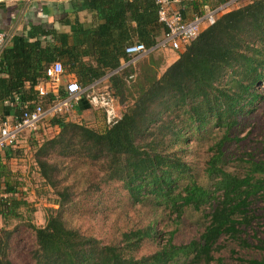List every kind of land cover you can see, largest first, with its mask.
I'll return each mask as SVG.
<instances>
[{
	"label": "trees",
	"instance_id": "1",
	"mask_svg": "<svg viewBox=\"0 0 264 264\" xmlns=\"http://www.w3.org/2000/svg\"><path fill=\"white\" fill-rule=\"evenodd\" d=\"M224 5L161 75L143 60L114 73L133 39L150 50L164 36L153 0H75L74 17L63 13L59 19L68 34L30 24L2 52L0 107L13 122L36 106L48 108L53 96H39L36 87L47 82L45 71L56 62L81 88L97 83L125 107L115 125L104 119V130L95 131L65 121L88 108L104 117L82 100L30 132L60 130L38 147L34 162L58 206L49 209L44 226H30L36 264H264V237L255 228L264 221V115L254 113L264 101V0H198L182 3L179 11L186 18L187 8L202 15ZM79 12L97 24L86 26ZM23 134L3 153L21 155L16 147ZM55 150L62 163L49 161ZM71 162L98 167L103 175L95 190L119 184L122 205L149 207L147 220L106 244L68 226L65 212L75 206V194L62 184L66 176L59 177ZM8 169L0 162L3 222L20 218L27 205ZM12 235L0 229V264H12Z\"/></svg>",
	"mask_w": 264,
	"mask_h": 264
},
{
	"label": "rangeland",
	"instance_id": "2",
	"mask_svg": "<svg viewBox=\"0 0 264 264\" xmlns=\"http://www.w3.org/2000/svg\"><path fill=\"white\" fill-rule=\"evenodd\" d=\"M177 56L178 51L161 48L160 51L143 61L145 63L150 62L154 67H159L157 72L158 75H161L175 61ZM124 109L125 107H121L120 113H123ZM254 113L259 116L264 115V101L258 104ZM65 119L67 122H75L95 131L104 130V117L101 112L96 110L84 113L82 116L69 113ZM59 132L58 128L48 126L40 128L34 134L25 132L23 139L19 141V143L21 142L19 146L24 147L20 161L8 164V170L12 171V180L17 184L19 191L17 196L27 204L21 207L20 218L11 219L7 222H3L0 218V229L6 228L13 232L11 244L7 250L8 258L12 264H36L32 259V253L35 249V234L30 226H44L49 209H57L58 207L55 204L54 190L44 184L34 162L38 147L56 138ZM256 134H253L252 137H256ZM257 139L260 140L261 137L258 136ZM49 157L50 162L62 163L64 161L56 150ZM89 165L93 164L71 162L68 172L62 171L59 177L60 180H63L66 176L62 184L72 186L75 194L73 200L76 202L75 206L70 208L69 213L65 212L64 219L68 226H74L106 244L114 240L117 234L120 235L131 229L136 223L147 220L150 208L137 204L131 206L130 203L122 205L124 192L119 184L101 186V189L96 191L94 184L99 183L103 174L98 167ZM64 167L66 168V164ZM260 207L263 208L264 205L262 204ZM255 228L259 236L264 237V221L260 220Z\"/></svg>",
	"mask_w": 264,
	"mask_h": 264
},
{
	"label": "built area",
	"instance_id": "3",
	"mask_svg": "<svg viewBox=\"0 0 264 264\" xmlns=\"http://www.w3.org/2000/svg\"><path fill=\"white\" fill-rule=\"evenodd\" d=\"M158 8V21L166 32L164 36L157 40L154 48L148 50L142 43L134 42L125 47L126 62L114 73L129 65H135L138 60L145 57L148 52L155 49L169 48L172 51H180L183 46L194 41L200 32L216 21V18L226 9V5L210 10L206 8L202 15H192L184 18L177 6L182 3L194 2L198 0H153ZM10 39L7 32L0 30V47H4ZM112 73V74H114ZM65 74L64 68L59 62L49 66L45 71L47 83L55 85L60 82V77ZM128 79H133L130 75ZM39 96L48 95V91L42 87L36 89ZM65 95L61 97L56 94L47 109L36 106L32 111L24 112L19 119L14 122L3 121L0 123V152H5L12 148L18 137L25 132H33L38 129V124L46 117L60 115L85 100L93 108L104 113L105 124L108 127L115 125L121 117L116 100L105 90L98 87L97 83L83 89L75 80H69L64 86Z\"/></svg>",
	"mask_w": 264,
	"mask_h": 264
},
{
	"label": "crops",
	"instance_id": "4",
	"mask_svg": "<svg viewBox=\"0 0 264 264\" xmlns=\"http://www.w3.org/2000/svg\"><path fill=\"white\" fill-rule=\"evenodd\" d=\"M73 1L75 0H0V30L7 32L10 35V39L7 42V44L4 47H0V57L2 55V52L5 49H8L11 47L12 40L15 36H19L27 32V30L30 27V24L38 25L40 23L41 24L44 23V24H48V26L52 25L56 29V31H58L59 33L68 34L69 27L59 24V19L61 18V14L63 13L65 14L68 13L69 16L72 15V2ZM177 7L182 8L181 6H177ZM185 8L186 7H184V9ZM184 11L186 12L185 17L187 19L190 18L192 15V14H189L191 13L190 9L187 8ZM70 17L73 18L74 16H70ZM78 18L82 23L86 24V26L88 27H90L91 25L97 24V21H93L91 16L87 14L86 12H79ZM134 42L136 41L133 39V42L131 43H134ZM160 50L161 49H155L151 52H148L146 56L141 58L140 60H144L150 53L154 54ZM121 63L122 65L124 64L123 61H121ZM71 79H74V77L65 73L60 77L59 83L52 85L47 82H44V83L41 82L36 87V89L38 87H42L48 91V94L54 97L56 94L60 95L61 93H64V86ZM80 102H82V100ZM80 102H78V104ZM118 108L120 110V107ZM90 111H92V109L88 108L78 113H76V111H73L70 113H74V115H77V116H82V114L90 112ZM13 120H15V117L12 114L6 116L0 107V121L13 122ZM19 144L17 145L16 148L18 149V151H20V154H21L22 148L24 147L19 146ZM9 153L10 152H8L7 154L3 152L0 153L1 163L8 165L14 161L15 162L20 161L21 156L19 154H17L15 158L13 157L10 158V155H8Z\"/></svg>",
	"mask_w": 264,
	"mask_h": 264
}]
</instances>
